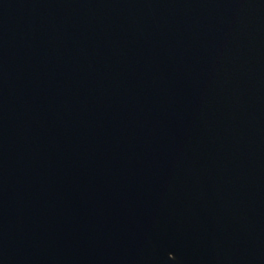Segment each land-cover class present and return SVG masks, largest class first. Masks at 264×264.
<instances>
[{
    "label": "water",
    "instance_id": "obj_1",
    "mask_svg": "<svg viewBox=\"0 0 264 264\" xmlns=\"http://www.w3.org/2000/svg\"><path fill=\"white\" fill-rule=\"evenodd\" d=\"M0 264H264V0H0Z\"/></svg>",
    "mask_w": 264,
    "mask_h": 264
}]
</instances>
